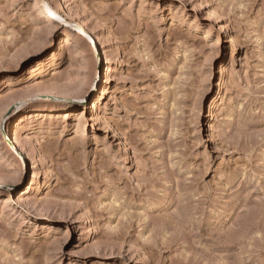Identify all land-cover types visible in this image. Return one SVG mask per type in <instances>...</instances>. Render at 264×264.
<instances>
[{
  "label": "rangeland",
  "instance_id": "rangeland-1",
  "mask_svg": "<svg viewBox=\"0 0 264 264\" xmlns=\"http://www.w3.org/2000/svg\"><path fill=\"white\" fill-rule=\"evenodd\" d=\"M0 264H264V0H0Z\"/></svg>",
  "mask_w": 264,
  "mask_h": 264
},
{
  "label": "bare ground",
  "instance_id": "bare-ground-1",
  "mask_svg": "<svg viewBox=\"0 0 264 264\" xmlns=\"http://www.w3.org/2000/svg\"><path fill=\"white\" fill-rule=\"evenodd\" d=\"M76 1H79V0H76ZM39 3H41L40 1H39ZM44 6H45V4H44ZM45 8H46V6H45ZM74 16H75V14H71V17H72V22H73V26H74V28L76 29V31L79 33V35L80 36H82L83 38H85L86 39V43H87V45H88V48H90V51H91V55L92 54H94V56L96 57V59H97V57L99 56L98 54V51H99V49L97 48V45H96V36H95V34L94 33H91V32H89V31H87L79 22H77L75 19H74ZM89 33H91V34H89ZM99 77V76H98ZM95 88V85H92V88ZM95 90V89H94ZM88 95V94H87ZM45 96V95H44ZM43 98V97H42ZM88 100H89V98L86 100V102L85 103H87L88 102ZM84 103V102H83ZM29 115L30 114H28L27 116H26V119L29 117ZM26 119H22L17 125H16V127H15V129H19L22 125H23V123H25V120ZM14 139H15V141H16V144H18V138H17V132H16V130H15V133H14ZM22 160V159H21ZM24 166H23V163L22 164H20V168L19 169H22Z\"/></svg>",
  "mask_w": 264,
  "mask_h": 264
}]
</instances>
